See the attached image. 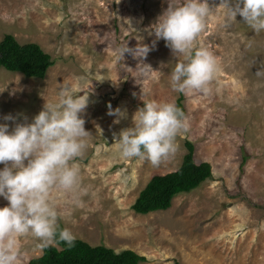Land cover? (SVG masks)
<instances>
[{"label":"rangeland","instance_id":"rangeland-1","mask_svg":"<svg viewBox=\"0 0 264 264\" xmlns=\"http://www.w3.org/2000/svg\"><path fill=\"white\" fill-rule=\"evenodd\" d=\"M182 3L0 0V41L11 35L53 60L42 80L0 69V125L7 123L11 132L16 124L31 123L45 103L57 102L61 86L77 80L83 88L91 85L81 118L92 135L75 161L80 186L51 193L59 224L91 246L131 250L146 258L141 264H264V32L254 33L239 16L224 27L219 0H209L213 8L197 47L214 53L218 71L207 94L176 92L170 76L185 57L162 39L152 49L151 26L168 5ZM124 44L151 50L142 61L125 53L117 63L113 53ZM179 97L188 131L177 136V153L157 167L121 158L114 137L132 127L143 102L176 104ZM117 108L126 110L127 119L114 124L108 112ZM9 115L15 123L4 119ZM186 142L193 145L195 163L210 165L211 179L177 195L166 211L135 214L130 207L139 192L154 176L179 168ZM7 204L0 197V208ZM36 243L21 239L22 264L42 255Z\"/></svg>","mask_w":264,"mask_h":264},{"label":"clouds","instance_id":"clouds-1","mask_svg":"<svg viewBox=\"0 0 264 264\" xmlns=\"http://www.w3.org/2000/svg\"><path fill=\"white\" fill-rule=\"evenodd\" d=\"M215 7L225 11L224 27H231L239 16L254 33L264 32V0H219ZM212 8L209 0H183L178 6L168 5L151 26L155 37L152 49L162 39L174 54L185 57L186 62L177 63L170 76L176 92L207 94L210 90L217 60L209 49L197 47V40ZM150 50L147 45L130 49L124 44L113 55L117 63L125 53L142 61ZM137 67L152 71L142 63ZM91 92V85L83 88L77 80L61 86L57 102L45 103L31 123L16 124L11 132L7 123L0 125V164L4 165L0 197L8 202L0 208V264H22V238H34L41 252L60 243L74 246L76 236L71 229L60 227L51 193L75 192L80 186V168L75 161L84 155L92 135L81 118ZM108 115L116 117L114 124L127 119L126 110L120 108ZM4 119L15 123L11 115ZM187 131L184 113L174 103L143 102L132 116V127L114 137L115 147L123 159L147 160L157 167L177 153L176 138Z\"/></svg>","mask_w":264,"mask_h":264},{"label":"trees","instance_id":"trees-1","mask_svg":"<svg viewBox=\"0 0 264 264\" xmlns=\"http://www.w3.org/2000/svg\"><path fill=\"white\" fill-rule=\"evenodd\" d=\"M53 65L50 55L43 52L36 44H19L11 35H5L0 41V69L18 73L28 79L42 80ZM181 97L176 106L184 113ZM187 153L179 168L165 175L154 176L139 192L130 209L137 215L166 211L172 199L182 193L197 189L211 179V167L206 162L195 163L193 145L185 143ZM60 227L63 226L60 224ZM146 258L131 250L115 252L105 246H91L76 239L74 246L66 244L50 246L42 255L27 264H141Z\"/></svg>","mask_w":264,"mask_h":264}]
</instances>
